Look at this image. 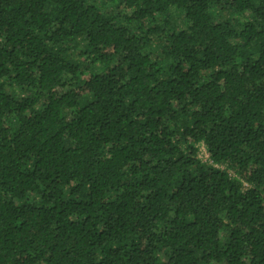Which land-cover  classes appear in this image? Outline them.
I'll list each match as a JSON object with an SVG mask.
<instances>
[{
	"label": "trees",
	"instance_id": "16d2710c",
	"mask_svg": "<svg viewBox=\"0 0 264 264\" xmlns=\"http://www.w3.org/2000/svg\"><path fill=\"white\" fill-rule=\"evenodd\" d=\"M0 264H264V0H0Z\"/></svg>",
	"mask_w": 264,
	"mask_h": 264
},
{
	"label": "rangeland",
	"instance_id": "374dc122",
	"mask_svg": "<svg viewBox=\"0 0 264 264\" xmlns=\"http://www.w3.org/2000/svg\"><path fill=\"white\" fill-rule=\"evenodd\" d=\"M93 1H95L96 3L101 4V5L104 4V0H93ZM107 6L113 7V5H110V4H108ZM103 8H106V7L103 6ZM202 150H203V148H202ZM202 158L205 159V160L208 159V158H206V152L204 150H203V156H202Z\"/></svg>",
	"mask_w": 264,
	"mask_h": 264
},
{
	"label": "built area",
	"instance_id": "2783aa9c",
	"mask_svg": "<svg viewBox=\"0 0 264 264\" xmlns=\"http://www.w3.org/2000/svg\"><path fill=\"white\" fill-rule=\"evenodd\" d=\"M199 145H200V150H201V157L203 156V150H204L206 152V158H208L209 155H208V151H207L205 144L203 142H201ZM202 148H203V150H202Z\"/></svg>",
	"mask_w": 264,
	"mask_h": 264
}]
</instances>
